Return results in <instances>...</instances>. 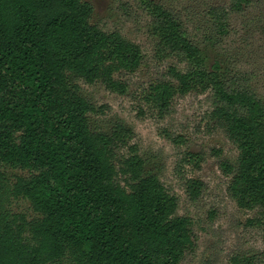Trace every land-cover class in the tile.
Segmentation results:
<instances>
[{
    "label": "trees",
    "instance_id": "1",
    "mask_svg": "<svg viewBox=\"0 0 264 264\" xmlns=\"http://www.w3.org/2000/svg\"><path fill=\"white\" fill-rule=\"evenodd\" d=\"M141 2L156 51L187 64L150 84L145 100L163 111L175 96L211 94L209 119L238 152L220 165L230 177L227 194L264 225L263 102L244 79L206 67L172 10ZM251 3L209 7L216 35ZM91 13L82 0H0V166L27 173L9 188L0 172V264H182L193 246L190 220L177 215V199L158 177L144 174L131 132L90 128L89 116L107 107L85 99L79 83L124 94L117 76L135 73L143 60L138 45L93 25ZM201 188L187 181L192 200ZM6 193L28 200L37 217L6 210Z\"/></svg>",
    "mask_w": 264,
    "mask_h": 264
},
{
    "label": "rangeland",
    "instance_id": "2",
    "mask_svg": "<svg viewBox=\"0 0 264 264\" xmlns=\"http://www.w3.org/2000/svg\"><path fill=\"white\" fill-rule=\"evenodd\" d=\"M90 4V22L104 31H119L141 49L143 60L132 74L117 78L126 84L124 94H113L101 84L79 83L81 95L106 114L89 116L91 130L110 132L116 124L131 132L144 162V174L155 175L177 199V215L191 222L193 246L182 264H264V225L255 223V211L242 210L227 194L230 177L220 165L234 162L237 150L209 119L213 97L190 92L175 96L167 110L159 111L145 100L148 87L168 80V69H186V62L156 51L151 17L141 0H82ZM172 10L190 41L201 51L208 69L219 64L225 77L244 79L264 104V0H252L242 12L231 15L228 32L218 37L207 18L211 6L228 0H150ZM126 154L125 149L117 159ZM198 160L190 159V156ZM3 186L27 176L20 170L0 166ZM198 180L202 188L191 199L187 181ZM3 207L28 221L37 217L31 203L7 193ZM253 221L250 223V221Z\"/></svg>",
    "mask_w": 264,
    "mask_h": 264
}]
</instances>
